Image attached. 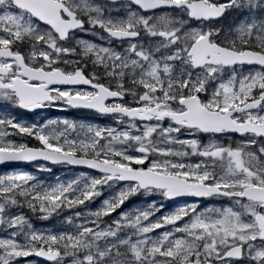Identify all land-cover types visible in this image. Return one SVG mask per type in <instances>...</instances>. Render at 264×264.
Wrapping results in <instances>:
<instances>
[{
	"label": "snow or ice",
	"instance_id": "snow-or-ice-1",
	"mask_svg": "<svg viewBox=\"0 0 264 264\" xmlns=\"http://www.w3.org/2000/svg\"><path fill=\"white\" fill-rule=\"evenodd\" d=\"M128 3L140 12L179 9L201 23L230 8L252 13L264 8V0ZM186 23L139 12L114 20L91 0H0V104L5 106L0 164L42 160L99 173L47 185L23 172L0 176V264H264V144L257 143L264 140V17L222 34L211 28L183 30ZM95 29L106 42L124 41L125 46L117 51L73 41L76 32ZM141 36L149 39L147 45ZM89 64L103 79L86 71ZM177 65L183 66L179 74ZM236 65L256 68L219 79L222 69ZM130 92L135 103L125 101ZM8 106L24 112L85 109L109 115L115 124L121 118L148 122L135 132L131 123L111 127L60 119L29 124L12 116ZM160 133L177 150L153 145L152 136ZM200 133L208 135V142H200ZM224 133L247 139L235 145L213 139ZM123 144L134 147L122 151ZM118 182L124 186L87 210L86 219L74 212L65 218L72 231L28 225L25 232L24 214L11 211L28 209L48 220L86 207L104 186ZM139 192H155L164 200L226 198L231 206L197 210L193 203L157 216L153 202L111 219Z\"/></svg>",
	"mask_w": 264,
	"mask_h": 264
},
{
	"label": "rangeland",
	"instance_id": "rangeland-1",
	"mask_svg": "<svg viewBox=\"0 0 264 264\" xmlns=\"http://www.w3.org/2000/svg\"><path fill=\"white\" fill-rule=\"evenodd\" d=\"M220 2H223V0H220ZM91 3L95 6H99L101 8L102 14L106 18H111V19H122L126 18L127 14L129 12H139L136 8L133 6L129 5H122L121 7H114V6H105L104 4L93 1L91 0ZM141 16H146V17H152L155 19L156 17L160 15H166L170 17H179L180 19H187V23L184 25L183 30H189V29H219L220 34L223 33L225 29H231L235 26H237L241 22L245 21H253L257 20L259 21L262 17H264V8H258L254 13L249 12V11H239L235 8H230L228 9V15L226 19L221 22V23H215V24H194L190 23L189 19L186 18L183 13L180 11H171V12H158V13H153V14H141ZM105 34L101 32L99 29H95L93 33H84V32H76L75 35L73 36V41L76 39H82L85 41L92 42L97 45H104L107 47H110L112 49H115L117 51H120L123 49L125 46V42H120V41H110L106 42L103 37ZM145 45L149 43V39L147 37L141 36L139 38ZM161 51H164V49H161ZM183 66L177 65L176 68V73L179 74L181 72V68ZM254 70V69H247V68H236V69H230V70H224L222 69L221 72L219 73V79L220 80H226L230 78L233 74H246L249 71ZM86 71H94L97 73V75H100L101 78L103 79V74L100 72L98 69H96L93 65L89 64L86 66ZM111 83V81H109ZM130 88H132V92L137 91L133 86L129 85ZM209 88H214L215 87V82L211 83L208 85ZM130 92L129 94L126 95L127 97V102L128 103H135L137 97ZM202 98L204 100H207V94H202ZM12 108L8 106L7 111L11 114L10 110ZM5 106L0 104V111H4ZM56 113L62 112L54 109ZM20 112V111H19ZM60 119L68 120V117H62L58 116ZM86 120L87 124H92L93 119H90V117H83ZM55 120V119H54ZM71 120V119H69ZM93 120V121H92ZM131 123L133 125L132 131L135 132L136 130L140 129L142 130V124L136 123V122H131L125 119H121V122L119 124H115L113 119H110L109 121H106L105 123H102L101 126H111V127H127L128 124ZM152 123H158L157 121L153 120ZM164 126H167V122H163ZM92 125H97L96 123H93ZM181 138H186V136L183 133H180ZM14 140H17V142H22V140L18 138H13ZM198 139L200 140L201 143H206L208 142L209 137L202 136L198 134ZM213 139H219V142L224 143V144H232L235 145L238 141L243 142L247 139V137L241 138V139H235L231 137H213ZM152 144L162 147V148H172L173 150H177V146L174 144H169L168 137L164 135L163 133L153 135L152 138ZM258 144H264V140H257ZM134 145L132 144H123L119 145V148L122 151H131ZM255 147V146H254ZM198 159V158H193ZM40 169H47V171H42ZM55 168H50L46 165H38V166H33L32 168L25 169V170H17V171H4L2 173V176L15 173V172H23L32 175L35 178L36 182H40L42 184H52L57 181H60L59 178H63L65 181H70L74 179H81L83 180L84 178H88V175L85 174H80V175H75L70 176L68 171H66L65 167L57 168V170H54ZM56 171V172H55ZM124 185L122 184H115L111 187L109 186H104L101 190L100 196H98L95 200L91 201L90 203L87 204L86 207L80 206V208L74 209V210H66L65 212H61L59 215H54L53 217H50L48 220H40L37 218L36 215H33L31 211L28 209H12L11 211L15 213L16 211H20L22 214L27 219V224L24 227V231H28V225H31L32 228L34 229H40V230H48L52 231L62 229V231L69 230L72 231L74 230V225L72 223H68L65 221V218L69 215H73L74 213H79L81 220L86 219V211L87 210H94L96 209L100 203L111 197L114 192L119 190L121 187ZM216 201V202H215ZM155 202V205L159 207V212L156 213L157 216H161L165 213H170L177 208L184 207L189 204H183V205H174L172 206L167 200L162 199L157 193L152 192L149 194H144L143 192H139L131 197H129L126 201H124L123 204H121L120 208H118L113 214L111 219H115L118 215L121 213H126L132 210L136 209H143L147 207L149 204H152ZM216 203V204H215ZM198 205L197 210L207 208V207H224V206H231V202L228 201L227 199L224 201H218L215 199H211L209 202H202V203H195ZM106 221H108L110 218L105 217L104 218ZM157 232L162 231L160 229L156 230ZM0 235H3V233H0ZM67 259V258H66Z\"/></svg>",
	"mask_w": 264,
	"mask_h": 264
},
{
	"label": "water",
	"instance_id": "water-1",
	"mask_svg": "<svg viewBox=\"0 0 264 264\" xmlns=\"http://www.w3.org/2000/svg\"><path fill=\"white\" fill-rule=\"evenodd\" d=\"M104 1L109 3V0H104ZM116 3H128V0H116ZM133 6L136 7L135 5H133ZM174 9L175 8H158V9H154V10H152L150 12H142V13H153V12H158V11H171V10H174ZM175 10H179V9H175ZM224 15H225V13L219 18H216L214 20L204 21L203 23L218 22L224 17ZM189 20L193 21L195 23H201L200 21H197V20H191V19H189ZM201 55L203 57H205V58H208V53L207 52H203V53H201ZM238 67L256 68L255 65H236V66H232L231 68L226 67V68H224V70L238 68ZM72 110L73 111H81V112H90V113H94L95 115L100 116V117H102V116L111 117L109 115H102V114H98V113H96L94 111H89V110H85V109H72ZM20 111L24 112L23 110H20ZM27 113H29L31 115L43 114V113H45V108L38 109L35 112H27ZM126 119H128V118H126ZM128 120H130V119H128ZM130 121H136L138 123H147L148 122V121L142 122L138 118L135 119V120H130ZM200 134L204 135V136H208L207 134H203V133H200ZM219 136H229V137H234V138H242V136H238V134H235V133H224V134L219 135ZM219 136H217V137H219ZM258 140H261V139L258 138ZM42 164H45V165H48V166H51V167L66 166V167H68L69 169H71L73 171H78V172H80V171H88V172H92V173H95V174L99 175V173L95 172L94 170L88 169V168L74 167V166L64 165V164H51V163H48V162H45V161H42V160H36V161H32L30 163L0 164V168L9 171V170H16V169H24V168L32 167L34 165H42ZM118 183L119 184H123V182H118ZM167 201H169V202H171V203H173L175 205H179V204H185V203H191V202H202V201H206V200H196L195 198H191V197H177V198H173V199H168ZM42 264H43V262H42Z\"/></svg>",
	"mask_w": 264,
	"mask_h": 264
},
{
	"label": "flooded vegetation",
	"instance_id": "flooded-vegetation-1",
	"mask_svg": "<svg viewBox=\"0 0 264 264\" xmlns=\"http://www.w3.org/2000/svg\"><path fill=\"white\" fill-rule=\"evenodd\" d=\"M93 1L100 2V3L104 4L105 6H114L116 8L117 7H121L122 5H125V4H110V3L104 2L103 0H93ZM126 5L131 6L130 4H126ZM169 12H171V11H169ZM140 13L143 14L142 12H140ZM156 13H158V12H156ZM227 15H228V10L225 12L224 18L219 23L223 22L226 19ZM113 41H115V40H113ZM120 42H124V41H120ZM125 101L127 102V97H125ZM55 108L56 107L45 108V113L44 114H42V115H34V116L35 117L39 116L41 118V120L44 121V122L49 121V120H54V119L57 120L59 118L58 116L68 117V120L69 119L74 120V119H78V118L84 119L83 117H90V119H93L94 121L99 119L101 121V123H105L106 121H109L110 119H113L112 117L97 118L94 114H90V113L88 114L87 112L73 111L70 108L66 109V110H64L62 112L56 113L54 111Z\"/></svg>",
	"mask_w": 264,
	"mask_h": 264
},
{
	"label": "trees",
	"instance_id": "trees-1",
	"mask_svg": "<svg viewBox=\"0 0 264 264\" xmlns=\"http://www.w3.org/2000/svg\"><path fill=\"white\" fill-rule=\"evenodd\" d=\"M10 112H11V115L14 116L18 121H24L25 123H29V124H31V123H39V124L45 123L44 121L41 120V118L39 116L32 117L29 114H24V113L19 112L18 109H11ZM72 121H81V122L86 123V120H84L82 118L74 119ZM93 123H96L98 126H101L102 125L101 121H98V120L93 121ZM22 142H26V139L25 140H22ZM54 170H57V169L55 168ZM2 173H4V171L3 170H0V176H2ZM69 174H70V176H73V177L75 175H80V174H85V175H88L89 177H95V176H97V174H95V173L86 172V171L80 172V173H71L70 172ZM59 180L60 181H65L63 178H59ZM215 200L224 201V200H226V198H217ZM53 232H63V231H62V229H58V230H55L54 229Z\"/></svg>",
	"mask_w": 264,
	"mask_h": 264
}]
</instances>
